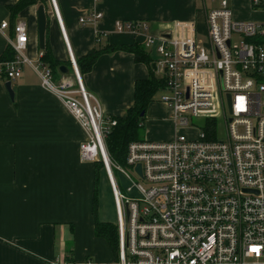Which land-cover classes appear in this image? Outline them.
<instances>
[{
    "label": "built area",
    "instance_id": "2783aa9c",
    "mask_svg": "<svg viewBox=\"0 0 264 264\" xmlns=\"http://www.w3.org/2000/svg\"><path fill=\"white\" fill-rule=\"evenodd\" d=\"M50 1L75 80L64 76L55 81L41 60L37 71L43 87L65 104L87 134L80 145L82 162L100 163L107 174L117 213L118 264H264V20L237 19L232 0H210L216 6L207 11L204 44L193 35L177 37L172 30L148 35L144 22L116 23L119 32L146 35L148 48L159 42L155 66L165 80L159 100L170 109L178 130L170 141L131 143L122 166L106 145L117 120L106 119L86 89L56 0ZM249 4L264 13V0ZM101 18V13L89 12L80 23ZM8 25L0 24V31ZM13 31L9 43L15 58L0 62V78L7 82L20 79L29 63L24 54L28 26L18 22ZM219 119L224 120L226 139L213 138ZM196 120L205 124L196 128ZM184 130L198 134L190 137L181 134ZM116 173L138 180L128 188L137 196L122 193Z\"/></svg>",
    "mask_w": 264,
    "mask_h": 264
},
{
    "label": "crops",
    "instance_id": "0c3cea01",
    "mask_svg": "<svg viewBox=\"0 0 264 264\" xmlns=\"http://www.w3.org/2000/svg\"><path fill=\"white\" fill-rule=\"evenodd\" d=\"M19 1L0 0V24H9L0 31V56L10 46L16 23L25 22L29 31L24 52L29 63L23 65L22 77L12 83L13 99L7 91V81L0 78V264H113L108 243L95 234L92 198L95 175L98 184L101 169L95 163L82 162L80 145L87 140V134L65 104L43 87L37 71L42 52L38 33L40 4H30L12 13L10 8ZM232 1L235 18L259 20L260 12L251 9L249 0H238L237 6ZM46 3L52 53L57 60L67 63L69 54L62 30L51 1ZM56 3L75 59L108 45L137 44L150 55L148 49L156 51L158 41L148 48L146 35L119 32L116 23H147L148 35L172 30L177 37H197L200 22L206 31L209 10L205 0ZM94 11L102 14L100 20L80 23L82 16ZM150 57L155 64L159 56ZM150 73L148 65L138 62L134 54L117 51L101 55L84 75L83 83L96 97L106 119L122 118L135 106L136 82L148 79ZM59 74V79L54 77L56 80L64 77ZM155 75L161 77L157 71ZM65 78L75 80V75L69 73ZM170 116L165 103H150L144 141L175 138L178 130ZM106 181L113 197L107 177Z\"/></svg>",
    "mask_w": 264,
    "mask_h": 264
},
{
    "label": "trees",
    "instance_id": "16d2710c",
    "mask_svg": "<svg viewBox=\"0 0 264 264\" xmlns=\"http://www.w3.org/2000/svg\"><path fill=\"white\" fill-rule=\"evenodd\" d=\"M30 4L45 5L47 8L46 0H20L15 6L11 7L12 13H17L24 7ZM49 15L48 26L46 32V45L42 51L43 56L41 63L49 67L56 79L60 76V67L63 65L68 66L70 73L74 74L73 68L70 62L63 63L57 60L51 50L49 40ZM117 51L129 52L135 55L138 62H142L148 65L150 68V77L146 80H140L136 82L135 89V106L127 112L126 117L114 118L117 120V125L110 128V131L106 137V145L112 160L122 166H126L128 149L131 143L137 141H144L145 129H146V111L150 103L156 101L158 94L165 89V80L161 77H157L154 70V63L146 49L140 45H108L105 48H97L92 54L83 58L76 59L78 69L83 79L84 75L89 73L96 61L103 54L113 53ZM15 58V52L9 46V48L0 56V62L11 61ZM69 76V75H63ZM103 168V165L96 163ZM104 169V168H103ZM95 206L93 213L95 217V234L98 238L104 239L115 258V262H119V236L117 223L100 222L98 220V184L96 186ZM114 197V196H113ZM115 202V200H114ZM73 261L72 259L69 260Z\"/></svg>",
    "mask_w": 264,
    "mask_h": 264
},
{
    "label": "rangeland",
    "instance_id": "374dc122",
    "mask_svg": "<svg viewBox=\"0 0 264 264\" xmlns=\"http://www.w3.org/2000/svg\"><path fill=\"white\" fill-rule=\"evenodd\" d=\"M237 2L238 0H233L232 3H234L235 6H237ZM206 3L208 5V8L210 9L212 6L210 4V0H206ZM260 14V18L258 21H263L264 20V13H258ZM249 21V20H246ZM253 21V20H252ZM198 34H197V41L199 44H204L207 42V39L205 37V29H204V25L203 23H199V29H198ZM152 50V51H151ZM148 52H150V55L153 58H157L158 55L155 51L154 48H149ZM38 68L40 70H42V68L40 67V65L38 64ZM55 81H57L55 79ZM58 83V82H55ZM161 96V93L158 94V97L156 98L157 100L154 102H160L159 97ZM171 118V116H170ZM172 119V118H171ZM205 121L204 120H196L192 122V126L199 128L200 126L204 125ZM217 132L215 133V135L213 136L214 139H226L227 138V131H226V126L224 123L223 119H219L217 121ZM181 134L183 135H189L190 137H196L197 136V131L196 130H184L181 131ZM97 168L101 169L99 171V179H98V199H99V207H98V220L100 222H111V223H115L116 220V208H115V202L114 199L111 195V193L109 192V188L107 185V181H106V177L107 174L105 172V170L103 168H100L99 165H97ZM108 178V177H107ZM116 179L117 182L120 186V189L122 191L123 194L129 196V197H134L137 196V192L131 191L128 192V188H130L135 182H138V180L134 179V182L129 181L124 175L120 174V173H116ZM96 186H97V177L95 175V181H94V192H93V198H92V208H94L95 206V195L97 194L96 192ZM114 258V256H113ZM113 264H117V262H115V258L113 261Z\"/></svg>",
    "mask_w": 264,
    "mask_h": 264
},
{
    "label": "water",
    "instance_id": "95a60500",
    "mask_svg": "<svg viewBox=\"0 0 264 264\" xmlns=\"http://www.w3.org/2000/svg\"><path fill=\"white\" fill-rule=\"evenodd\" d=\"M47 26H48V12L46 10V6L45 5H40L39 9H38V33H39V44H40V48L43 50L45 48L46 45V32H47ZM154 69L156 70V66L155 64L153 65ZM60 73L63 75H69L70 70L68 68V66L63 65L60 67ZM12 83L11 81H8L6 83V88L7 91L11 97V99L14 98V90L12 87ZM228 100H229V104L231 102V97L228 96ZM137 171L141 174V166L139 165L137 167Z\"/></svg>",
    "mask_w": 264,
    "mask_h": 264
}]
</instances>
